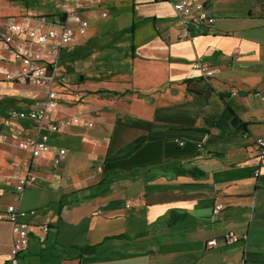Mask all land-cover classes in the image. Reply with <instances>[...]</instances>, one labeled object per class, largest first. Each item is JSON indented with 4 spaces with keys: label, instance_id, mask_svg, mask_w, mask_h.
<instances>
[{
    "label": "crops",
    "instance_id": "crops-1",
    "mask_svg": "<svg viewBox=\"0 0 264 264\" xmlns=\"http://www.w3.org/2000/svg\"><path fill=\"white\" fill-rule=\"evenodd\" d=\"M60 1L43 14L33 9L38 0H0V17L71 10L85 21V34L57 55V75L73 70L76 82L57 91L49 118L90 124L52 133L10 119L42 98L33 86L21 85L41 96L1 108L0 264H264V163L254 146L264 138V105L252 96H264V0H196L215 22L192 42L181 35L177 0ZM120 10L131 19L110 30ZM196 59L218 73L203 81ZM38 133L49 137L48 154L18 149ZM60 149L65 158L54 166ZM27 174L36 181L18 195ZM11 204L35 211L24 221L49 227L16 259L4 217ZM228 232L247 240L224 244Z\"/></svg>",
    "mask_w": 264,
    "mask_h": 264
},
{
    "label": "built area",
    "instance_id": "built-area-1",
    "mask_svg": "<svg viewBox=\"0 0 264 264\" xmlns=\"http://www.w3.org/2000/svg\"><path fill=\"white\" fill-rule=\"evenodd\" d=\"M67 0H62L65 2ZM201 1L177 0L173 4V11L181 22V35L188 40L195 41L200 34L210 31L215 22V17L211 15ZM105 15V13H103ZM74 24L75 27H72ZM86 31L85 21L75 13V11L64 10L61 15H55L46 19L42 15L29 13L22 20L11 16L0 17V59L5 55L9 57V63H0V84H15L33 86L41 89L42 98L33 101L32 107L28 110L19 109L9 112L10 119L27 120L35 123L40 129H46L52 133H58L68 124L76 126H89L88 121H84L78 116H68L59 120L51 121L50 113L55 110L59 101V94L53 87L55 84L63 88H69L67 79L58 76L56 72L57 55L64 49L70 48L75 42V36H83ZM192 69L203 81H208L218 73L216 67L196 59L192 63ZM235 93H233L234 95ZM254 98L259 99L264 105V96L253 93ZM7 138L0 135V145L6 143ZM180 145L183 142H179ZM18 149L40 155L48 154L52 147L49 144L47 134H37L27 139H19L16 142ZM256 158L264 163V138L254 140ZM197 147L201 148L200 143ZM65 158V150L55 151L52 163L58 166ZM258 176V173L255 174ZM36 178L27 174L15 185L16 193L23 191L34 185ZM222 209L220 204L213 206V216H217ZM35 213L21 211L13 204L8 205L4 212L6 221L11 225L12 244L10 246V256L16 259L25 249L32 235H45L49 230L48 226L36 227L24 218ZM221 240L224 244L232 245L247 240V235H236L226 233ZM218 245L216 239L206 242L207 248H215ZM28 264V263H22ZM239 264H246L244 258Z\"/></svg>",
    "mask_w": 264,
    "mask_h": 264
},
{
    "label": "rangeland",
    "instance_id": "rangeland-1",
    "mask_svg": "<svg viewBox=\"0 0 264 264\" xmlns=\"http://www.w3.org/2000/svg\"><path fill=\"white\" fill-rule=\"evenodd\" d=\"M59 2H61L60 0H38V3L35 4L37 5L35 8V5H33V9H35L37 11V13H43V14H49L52 13L55 9L54 6ZM83 1V0H80ZM6 11L0 9V15L4 14ZM50 16V15H49ZM131 19L130 14H126V12H123L122 10L120 11H116V14L112 17V26L110 27V30H117L120 26H125L126 23H128ZM101 22V21H100ZM99 22V23H100ZM111 32V31H109ZM113 38V40L117 37L116 34L111 36ZM108 39V38H107ZM106 39V40H107ZM111 39V38H110ZM108 39V42L109 40ZM67 76L65 77L68 80L69 85L71 86L72 84H74L76 82L75 80V75L72 71H68ZM106 85L105 82H102ZM55 90H57L58 92L63 91V87L57 86V84L54 85L53 87ZM68 92L72 93L73 95L75 93H77L74 89L73 86L72 88H70L68 90ZM32 96V98H37L40 95V92L35 89V88H26L25 86H21V85H1L0 84V119L1 118H5V120L7 118V113H4L1 111L2 109H8V107L10 105H13V103L11 101H9V99L15 101V102H20V101H26V100H30V97ZM76 102V100H72V103ZM52 114L55 115V112H53ZM87 121V120H84ZM90 125V124H89ZM89 127V126H88Z\"/></svg>",
    "mask_w": 264,
    "mask_h": 264
},
{
    "label": "trees",
    "instance_id": "trees-1",
    "mask_svg": "<svg viewBox=\"0 0 264 264\" xmlns=\"http://www.w3.org/2000/svg\"><path fill=\"white\" fill-rule=\"evenodd\" d=\"M79 253L83 254V255H88L89 253H91V249H84V248H75Z\"/></svg>",
    "mask_w": 264,
    "mask_h": 264
}]
</instances>
